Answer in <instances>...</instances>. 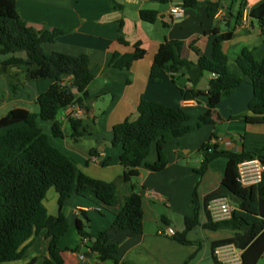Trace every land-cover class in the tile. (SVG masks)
<instances>
[{
    "label": "trees",
    "instance_id": "1",
    "mask_svg": "<svg viewBox=\"0 0 264 264\" xmlns=\"http://www.w3.org/2000/svg\"><path fill=\"white\" fill-rule=\"evenodd\" d=\"M16 2L17 0H0V56H11L3 61L4 65L25 64L29 67V80L50 78L56 82L38 96L39 113L14 108L0 118V130H6L0 136V264L20 260L24 254L23 245L34 233L42 231L46 237L51 238V242L48 256L40 264H65L59 243L69 228L64 205L74 194L91 199L99 206L113 209L116 213L110 227L96 235V241H93L95 236L90 232L89 226L81 219L77 221L82 241L91 242L90 248L96 253L97 259L114 261L115 264H134L120 258L118 252L127 238L144 232L143 195L137 191L136 184H130L122 200L121 183L128 174L134 173L142 165L154 172L163 171L169 163L165 146L175 138L218 122L233 121L246 125L264 123V59L257 60L253 52L245 48L237 58L243 75L231 72L223 42L233 37V31L221 32L218 27L211 30L216 35L212 55L197 52L196 61L182 56V41L165 40L154 56L151 78L160 80V74L165 70L178 83L175 74L185 69L190 74L189 80L193 85H180L182 98L186 101H204L207 109L199 115L195 124H188L191 116L183 107L174 108L159 101L141 100L138 118H128L113 126L112 142L123 147L120 164L124 168V174L112 181L97 179L79 169L72 157L52 144L38 121L42 119L51 122L53 136L63 138L65 134L58 119L59 111L73 103L81 105L86 112L89 111L91 96L88 87L103 71L129 83L131 67L134 62L145 57L146 49L137 43L132 52L114 53L106 66L92 61L87 54L47 52L43 44L56 41L65 31L59 28L38 31L28 26L18 13ZM110 2L113 6L120 7L116 0ZM198 2L183 0V6L192 8ZM248 2L249 0L241 2L238 22ZM217 4L220 5L221 1ZM140 15L143 20L151 23L158 19V11L150 8L141 9ZM250 16L258 20L264 31V1L251 10ZM118 40L128 43L123 33V21L120 22ZM19 52H24L26 58L15 56ZM205 73L210 76V88L198 89L197 85ZM66 77H70V80L63 84ZM245 77L250 80L254 92L247 111L222 115L218 110L219 103L236 90ZM71 124V137L75 141L91 131L84 119L72 118ZM213 138L215 134L201 144L199 152L202 160L195 171L202 178L213 160L225 157L227 165L224 177L221 184L204 195L202 200L194 190L191 201L194 215H185L184 230L176 232L173 238L182 244H194L187 239V234L201 224L199 216L200 207L203 206L205 222L202 226L205 229L229 230L232 233V236L212 243V264H223L216 257L215 249L229 243L244 251L240 264H258L264 256V171L261 181L246 186L240 179L239 165L253 159H259L264 165V148L249 150L243 145L240 150H233L223 148ZM154 145L158 159L154 163H148L146 160ZM52 187L58 193L59 212L56 215H49L44 204ZM222 197L230 199L235 208L230 218L215 220L207 206L211 200Z\"/></svg>",
    "mask_w": 264,
    "mask_h": 264
},
{
    "label": "crops",
    "instance_id": "2",
    "mask_svg": "<svg viewBox=\"0 0 264 264\" xmlns=\"http://www.w3.org/2000/svg\"><path fill=\"white\" fill-rule=\"evenodd\" d=\"M178 1L183 3V0ZM198 1L196 6L185 8L184 16L175 17L168 2L160 0H116L120 7L113 6L110 0H17L18 13L28 26L38 31L56 28L65 31L56 41L43 44L47 52L87 54L92 61L106 66L114 53L132 52L137 43L146 49L145 57L132 65L129 83L109 76L103 71L89 85L91 99L84 121L88 123L91 131L79 141L71 137L73 128L71 119L64 114L65 107L58 113L65 134L63 138L53 136L51 122L42 119L38 121L52 144L72 157L78 168L86 174L106 181L115 180L124 174V168L120 164L123 147L112 142L113 126L128 118L131 120L138 118L141 100L159 101L174 108L183 107L191 116L188 124H195L199 115L206 111L207 105L204 101H186L182 98L180 85L185 83L190 86L188 84L190 77H187L189 73L185 69L175 74L179 84L174 82L172 74L165 70H162L160 80L151 78L154 56L165 40L182 41V56L190 61H196L197 52L206 56L212 55L216 35L211 30L218 27L221 32L233 31V37L223 42V50L228 55V67L231 72L243 75L237 58L245 48L251 50L257 60L264 59V31L258 20L250 16L251 10L264 0H249L239 22L237 16L241 10L242 0ZM219 1L220 5L217 4ZM143 8L158 11L156 22H147L141 18L140 11ZM121 21L127 44L118 40ZM15 56L26 58L24 52L16 53ZM10 57L8 55L0 58V118L14 108H25L39 113L38 96L48 90L56 80L50 78L29 80L27 65H4L3 61ZM204 77L208 80L210 78L208 73H205ZM69 80L70 77H66L63 82L66 84ZM253 93V86L245 77L242 84L219 103V112L224 116L246 112ZM5 132V129L0 130V136ZM213 134H215L213 141H217L223 148L240 150L243 145L249 150L264 148V123L246 125L233 121L218 122L171 140L165 146L169 163L164 169V175L170 179L178 173L182 177H188L190 173L188 160L191 159L192 153L197 148L199 150L200 145ZM157 159L158 153L154 145L146 161L154 163ZM213 161H216L217 166L223 171L222 174L216 173L218 176L223 175V179L227 159L219 157ZM158 173L163 174V171L154 172L142 165L134 173L128 174L121 183L122 200L130 184H136L137 191L143 195L144 232L127 238L120 245L118 252L120 258L134 264H185L190 258L188 264H212L214 253L212 243L232 236L231 231L205 229L202 226L205 222V212L201 206L200 215L203 211L204 219H200L201 224L198 226L207 230L206 237H190V232L198 226L187 234V239L194 244H182L173 236L162 234L161 231L167 225L173 224L171 216L161 211L156 201H165L170 211L180 210L184 216H193L194 209L190 204L191 184L189 182L185 184V194H190V198L186 195L181 198L174 194L175 190H162L159 187L158 182L166 179L159 178ZM156 189L162 195L156 192ZM152 193H155V196H152ZM44 204L49 215L58 214V193L54 187L48 191ZM64 213L69 223L68 231L59 243L64 263L97 264L96 255L89 257L91 242L82 241L77 230V221L83 220L89 226L92 235L96 236L100 231L110 227L116 217L115 211L74 194L65 202ZM175 229L177 232L181 231L176 227ZM50 242L51 238L46 237L43 231L36 232L23 245V257L6 264H40L44 257L48 256ZM108 262L115 264L114 261ZM258 264H264V256Z\"/></svg>",
    "mask_w": 264,
    "mask_h": 264
},
{
    "label": "built area",
    "instance_id": "3",
    "mask_svg": "<svg viewBox=\"0 0 264 264\" xmlns=\"http://www.w3.org/2000/svg\"><path fill=\"white\" fill-rule=\"evenodd\" d=\"M168 4L170 5V11L173 16H184L185 7L183 3L178 0H168ZM243 22L245 23L246 19ZM62 83L65 84L64 82ZM86 113V110L81 105L73 103L65 107L64 114L70 119H84L87 115ZM239 171L242 183L249 186L261 181L264 165L259 159L247 160L239 165ZM152 196H155V193H152ZM207 208L215 220H223L232 216L235 207L228 198L222 197L211 200ZM176 232L175 227L172 225H167L165 229L161 231L162 234L169 236L175 235ZM243 252L242 249L238 248L233 243L221 245L215 249L216 257L223 264H240L242 262ZM97 264H109V262L97 260Z\"/></svg>",
    "mask_w": 264,
    "mask_h": 264
},
{
    "label": "rangeland",
    "instance_id": "4",
    "mask_svg": "<svg viewBox=\"0 0 264 264\" xmlns=\"http://www.w3.org/2000/svg\"><path fill=\"white\" fill-rule=\"evenodd\" d=\"M2 57H4V56H0V58H2ZM201 157H202V155H201V153L199 152V150L197 148L194 151V153H192L191 159L188 160L189 167H190V173H189L188 177H182L178 173V175L175 174L170 179L169 177L164 175V173H165L164 170H163V174L158 173V175H160L159 178L164 177L166 179L165 181L158 182L159 187L162 190L163 189H165V190H167V189L168 190H175L174 194H177L178 196L183 198L184 195H186L185 194V190H186L185 189L186 188L185 184L186 183L188 184V182H189V184H191V186H192L190 204H191V201H192V198H193L194 190L197 191L199 199L202 200L203 194L209 192L212 188H214L216 186H219L221 184L223 175H219L218 176V174H216V173L217 172H221V174H222L223 171H221L220 168L217 166V162L213 161L212 165H210V167H209V170L201 178L197 174V172H195V169L200 167V163H201V160H202ZM182 175L184 176V173H182ZM155 191L158 192L160 195H162V193L160 191H158V189H156ZM186 196H189V198H190V194L187 193ZM165 198H166V196H165ZM156 202L159 203L161 211H163L167 215L171 216L170 218L172 220V224H173L172 226L176 227L179 230H181L179 232H182L184 230V228H185V224H184L185 216L183 215V213L180 212V210H177V209H174V210L170 211L169 208L166 206L165 201H156ZM199 218L201 220L204 219L203 211H202L201 215L199 216ZM206 232H207V230H204L201 226H198V227L195 228V230L190 232L191 233L190 237L191 238L206 237Z\"/></svg>",
    "mask_w": 264,
    "mask_h": 264
},
{
    "label": "water",
    "instance_id": "5",
    "mask_svg": "<svg viewBox=\"0 0 264 264\" xmlns=\"http://www.w3.org/2000/svg\"><path fill=\"white\" fill-rule=\"evenodd\" d=\"M187 77H190V74H187ZM188 84L190 86L193 85L192 81H190V80L188 81ZM197 88L198 89H202V90H208L210 88V83H209L208 78L207 77H203L201 79V81L198 83ZM75 91H77V90H75ZM96 240H97V238L95 236L93 238V241H96ZM88 253H89V257L90 258H92L94 255H96V253L94 251H92L91 248H89Z\"/></svg>",
    "mask_w": 264,
    "mask_h": 264
}]
</instances>
